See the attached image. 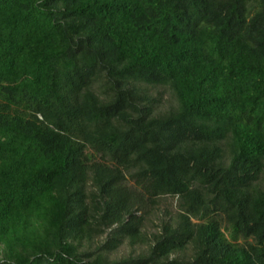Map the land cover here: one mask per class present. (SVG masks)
I'll use <instances>...</instances> for the list:
<instances>
[{
    "label": "trees",
    "instance_id": "trees-1",
    "mask_svg": "<svg viewBox=\"0 0 264 264\" xmlns=\"http://www.w3.org/2000/svg\"><path fill=\"white\" fill-rule=\"evenodd\" d=\"M0 264H264V0H0Z\"/></svg>",
    "mask_w": 264,
    "mask_h": 264
},
{
    "label": "rangeland",
    "instance_id": "rangeland-1",
    "mask_svg": "<svg viewBox=\"0 0 264 264\" xmlns=\"http://www.w3.org/2000/svg\"><path fill=\"white\" fill-rule=\"evenodd\" d=\"M167 98H168V96L165 95V99H167ZM176 205H177L176 200H172V199L163 200L161 202L160 207H159V211H160L159 216H162L164 211H173V212L176 211ZM156 223H158V222H156ZM150 230L153 231L154 228L152 227V228H150ZM139 251H140L139 248H135V250H133L129 247H123L119 250L117 255L119 257H123V256L129 255L130 253H133V254L138 253Z\"/></svg>",
    "mask_w": 264,
    "mask_h": 264
}]
</instances>
